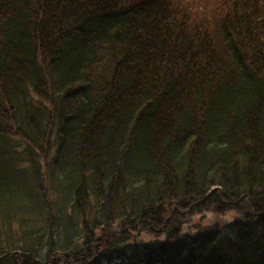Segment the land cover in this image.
<instances>
[{
  "label": "trees",
  "instance_id": "obj_1",
  "mask_svg": "<svg viewBox=\"0 0 264 264\" xmlns=\"http://www.w3.org/2000/svg\"><path fill=\"white\" fill-rule=\"evenodd\" d=\"M0 199V264H264V0H0Z\"/></svg>",
  "mask_w": 264,
  "mask_h": 264
},
{
  "label": "rangeland",
  "instance_id": "obj_2",
  "mask_svg": "<svg viewBox=\"0 0 264 264\" xmlns=\"http://www.w3.org/2000/svg\"><path fill=\"white\" fill-rule=\"evenodd\" d=\"M24 179L22 176H19V174H15L14 172H10L8 174V177L5 179V187H2V189L4 190L5 194L6 195H12V192L15 191L16 193H21L23 195L22 199L20 201H18L16 203V211H20V212H29V214H20L19 215V218L20 219H24V218H33L35 219V212L37 209H39L40 205H39V202L36 201V199L34 198L33 195H30L28 194V191L27 190H24L25 188V183L23 182ZM19 186H23L21 190H18ZM8 187V188H6ZM55 200H60V196H57ZM1 201V199H0ZM4 204H9L8 202L6 201H2ZM18 209V210H17ZM76 217H78L76 214L74 215ZM0 217H3L2 215H0ZM4 218V217H3ZM66 218V217H65ZM79 218V217H78ZM80 219V218H79ZM210 223L213 222L215 219V217L212 216L208 218ZM79 221L76 222V228H77V225H78ZM67 224L64 225L63 222H61V231H60V234H57V241H58V245H63L65 243V239L68 238L70 239L73 235V232L71 230V228L69 227H66ZM15 230L20 234V232L24 231V229H20L18 226L15 227ZM42 236V235H41ZM45 239V233H44V236L42 237V247L39 246V249L42 251L45 247H47V244H46V240ZM28 241H32V242H35L37 241L36 238H33V237H28ZM56 241V242H57Z\"/></svg>",
  "mask_w": 264,
  "mask_h": 264
}]
</instances>
